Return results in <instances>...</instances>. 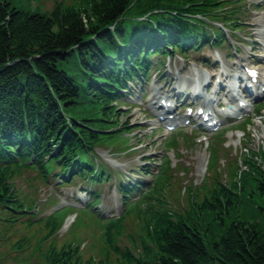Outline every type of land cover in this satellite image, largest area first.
I'll list each match as a JSON object with an SVG mask.
<instances>
[{"label": "trees", "instance_id": "trees-1", "mask_svg": "<svg viewBox=\"0 0 264 264\" xmlns=\"http://www.w3.org/2000/svg\"><path fill=\"white\" fill-rule=\"evenodd\" d=\"M87 1L83 9L59 4L50 13H32L0 0V241L33 209L11 184L20 170H38L63 184L80 179L89 187L108 180L110 174L94 165L92 152L104 139L98 131L113 130L108 122L121 115L114 104L127 83L148 75L153 55L220 48L229 44L224 29L240 32L247 21L238 0H148L153 8L137 12L129 11L132 0ZM137 185L120 184L125 206ZM219 185L193 215L222 213L220 200L230 204L231 189ZM258 190L264 192L263 183ZM92 195L95 205L98 196ZM146 211L149 219L138 244L128 235L131 249L114 242L122 216L105 224L104 241L121 257L118 264H264V226L232 221L208 246L189 214ZM260 215L264 223V207ZM62 219L55 213L43 220L44 242L58 233ZM42 264L94 262L84 261L81 245L58 248L52 242Z\"/></svg>", "mask_w": 264, "mask_h": 264}, {"label": "rangeland", "instance_id": "rangeland-1", "mask_svg": "<svg viewBox=\"0 0 264 264\" xmlns=\"http://www.w3.org/2000/svg\"><path fill=\"white\" fill-rule=\"evenodd\" d=\"M7 1L14 8L32 13H50L59 4L83 9L88 3L87 0ZM238 1L243 4V18L247 21L240 32H229L236 53L227 47L215 50L204 45L183 55L184 59L178 53H171L167 58L160 56V65L158 56L153 55L152 65H155L154 60L158 63L156 67L151 66L147 82L132 80L130 91L114 104V107H120L121 115L116 123L108 122L113 130L98 131L104 139L92 152L94 165H102L110 174L108 181L91 187V191L97 193L98 203L91 205L93 195L87 190L78 193L83 186L89 188L80 179L63 184L52 175L44 178L34 169H22L15 175L11 184L16 194L33 209L0 241V264H42L43 251L52 242H56L58 248L70 243L81 245L84 261L92 259L94 264H118L121 257L104 241L105 224L122 216L120 236L115 237L114 242L123 249L134 248L128 235L132 234L138 244L137 236L142 234L149 219L147 207L154 211L163 209L189 214L199 223L208 246L219 240L232 221L264 226L260 215L264 192L258 190L260 183L264 184V96L257 101L262 104L259 109L252 111L251 99L245 98L242 89L236 90L231 84L236 82L232 74H242L245 66L252 65L264 71V0ZM152 6L148 0H132L129 11L151 10ZM218 79L223 87L227 86L224 91L219 89ZM196 83L200 91L213 97L215 102H223L226 95L236 94L239 100L248 103L245 117H249L250 125L245 128L243 120L226 123L221 127L225 128L222 134L219 133L221 129L199 133L195 126L166 130L150 109L153 108L152 95L170 96L176 84L189 88ZM144 92L145 98L150 94L145 101L141 100ZM169 100L172 101L171 97ZM190 103L189 100L180 104L174 111L184 112L188 105L194 109L195 104ZM214 110L220 111L216 103ZM258 113L260 117H256ZM122 123L126 124L125 129L118 132ZM242 128L246 131L244 136L238 131ZM254 168L261 171V175ZM142 169L151 174H144ZM136 181L144 186L128 199L129 205L125 206L119 186L123 182ZM219 183L231 189L230 204L220 200L222 213L193 215L194 208L198 209L215 188L221 187ZM73 206L78 208H71ZM129 208L132 210L127 214ZM55 213L63 217V225L55 236L44 242L47 229L43 220ZM71 217L73 220L67 225ZM20 241L23 244L16 249L15 245Z\"/></svg>", "mask_w": 264, "mask_h": 264}, {"label": "bare ground", "instance_id": "bare-ground-1", "mask_svg": "<svg viewBox=\"0 0 264 264\" xmlns=\"http://www.w3.org/2000/svg\"><path fill=\"white\" fill-rule=\"evenodd\" d=\"M164 57H166V56H164ZM166 58H167V57H166ZM158 61H160V60H158ZM158 61L154 60L155 65H152V64H151V66L156 67ZM152 62H153V60H152ZM154 62H153V63H154ZM263 75H264V72H261V75H260V77H259L260 80H262V79L264 78ZM141 81H144V80H141ZM190 89H191V91L193 92V86H190ZM127 92H128V91L125 90V89L122 90V94H123V95L126 94ZM141 99H142V98H141ZM158 99H160V97H159ZM208 102H209V101H206V103H208ZM155 104H157V103H155ZM237 105H238V104L236 103L235 106L238 107ZM239 109H240L239 111H241V107H240ZM107 172H108V171H107ZM106 181H108V180H104L103 182H106ZM131 196H133V194L129 195L127 199H129ZM124 198H125V197L122 196V199H124ZM72 220H73L72 217L69 218L68 221H67V225H68Z\"/></svg>", "mask_w": 264, "mask_h": 264}]
</instances>
